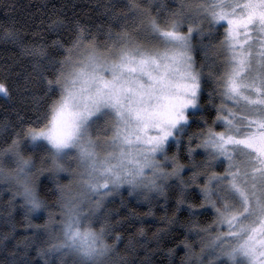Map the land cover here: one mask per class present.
Segmentation results:
<instances>
[{
  "label": "snow or ice",
  "instance_id": "6c2138e0",
  "mask_svg": "<svg viewBox=\"0 0 264 264\" xmlns=\"http://www.w3.org/2000/svg\"><path fill=\"white\" fill-rule=\"evenodd\" d=\"M127 8L120 30L109 29L104 43L76 20L69 41L54 40L52 52L43 46L31 50L46 60L35 70L50 103L42 112L38 107L35 119L0 149V181L19 186L14 196H23L31 212L44 206L36 193L39 175L55 176L57 199L51 207L57 211L36 226L47 235L40 254H55L60 264L114 260L116 245L108 237L117 242L122 237L101 212L113 192L128 185L132 192L143 190L145 199L148 192L166 195V182L177 176L178 205L185 203L183 166L168 156L167 146L183 141L200 107L204 73L193 56V36L203 39L218 26L221 61L208 75L220 103L215 120L201 116L205 127L193 134L206 159L191 161L198 169L192 180L206 177L201 191L214 219L206 227L192 223L190 231L206 235L200 236V253L189 244L186 256L189 264H264V0H178L167 16L151 2L130 0ZM66 26L59 18L51 25L54 31ZM3 35L17 39L12 27ZM0 93L10 95L6 81H0ZM25 136L33 152L43 153L39 167L21 149ZM192 144L188 136L189 154ZM221 157L224 172L210 171ZM169 159L171 171L164 166ZM60 173L68 174L66 183L59 181Z\"/></svg>",
  "mask_w": 264,
  "mask_h": 264
},
{
  "label": "trees",
  "instance_id": "16d2710c",
  "mask_svg": "<svg viewBox=\"0 0 264 264\" xmlns=\"http://www.w3.org/2000/svg\"><path fill=\"white\" fill-rule=\"evenodd\" d=\"M129 2L130 0H0V81H6L10 90V95H0V149L7 148L12 139L16 138V133L23 132L27 123L35 119L38 107L42 112L50 103V97L45 95V86L38 79L39 72L35 70L38 62L43 64L46 60L33 55L31 50L43 46L46 52H52L55 48L52 43L54 40L69 41L71 23L76 20L86 24L100 42L104 43L109 29L113 32L120 30L118 25H122L124 21L119 17L127 15ZM138 2H151L164 16L178 5V0ZM162 5H167V9ZM57 18L65 20L68 26L54 31L51 25ZM8 27L17 32V39L4 37V30ZM204 27L208 32L207 24ZM222 39L223 28L218 26L203 39L198 33L194 34L193 56L197 61V68H202L204 73L200 107L196 110L191 121L192 127L183 141L178 144L172 140L167 146L168 156H175L176 161L183 166L179 175L188 185L184 189L185 203L178 205L182 187L179 177H171L166 182V195L150 192L146 194L148 199H145L143 190L132 192L128 186L113 192L104 202L101 212L110 219L114 231L122 237L117 242L113 236H109L108 243L116 245L124 264H189L186 256L189 244L196 253H200V236L206 234H198V230L189 229L194 221L201 227L210 225L214 219V210L204 201L201 191L205 176L201 174L195 181L192 180V174L198 169L193 167L191 161L194 159L200 163L206 156L203 148H196L199 138L193 134L205 127L201 116L209 123L216 118V105L220 100L213 92L216 85L208 73L210 69L220 65L221 49L218 44ZM209 44L211 48L206 47ZM219 123L217 122L218 125ZM188 136L193 138L192 147L195 151L192 154L187 151ZM29 141V137H23L21 149L39 167V157L43 153L33 152ZM48 162L50 163V158ZM221 162H215L210 171L223 173L227 163L224 159ZM5 164L9 167L14 165L8 160H5ZM165 168L171 171L173 162ZM61 177L59 181L66 183L67 176ZM56 182L51 172L45 171L39 175L36 193L44 206L29 212L30 207L25 203L24 197L14 196L19 188L0 181V264H12L13 259L30 264H60L57 255L40 254V249L46 247L43 242L47 235L42 227H36L43 226L48 221L49 212L57 211L51 207L57 199ZM29 242L31 246L26 248L25 245ZM204 257L208 259L206 253ZM192 259L194 261L195 257Z\"/></svg>",
  "mask_w": 264,
  "mask_h": 264
},
{
  "label": "rangeland",
  "instance_id": "374dc122",
  "mask_svg": "<svg viewBox=\"0 0 264 264\" xmlns=\"http://www.w3.org/2000/svg\"><path fill=\"white\" fill-rule=\"evenodd\" d=\"M0 95L5 96L3 93H0ZM45 143H46V142H45ZM200 149H201V148H200ZM159 158H160V159H163V157H159ZM204 158L206 159V156H204ZM222 159H224V158L221 157V158H220L219 160H217L216 162H221ZM170 162H172L171 159H169L168 161H165V162H164V166L170 164ZM13 167H15V165H13ZM72 167H75V164H72ZM223 170H225V169H223ZM62 174L65 175V176L68 175L67 173H60V174H59L60 179H62V177H61V176H63ZM172 178H177V176H172ZM65 179H66V177H65ZM65 181L67 182V180H65ZM205 183H206V177H205V180L202 181V185L205 184ZM14 186L19 188V186H17V185H14ZM213 186H214V185H213ZM122 187H128V185H124V186H122ZM148 193H150V192H148ZM148 193H146V194H148ZM24 201H25V200H24ZM27 206L31 207L30 205H27ZM213 230H217L215 225H214ZM225 230H226V229H225ZM205 253H206L207 256H208L207 251H205ZM208 258H209V257H208ZM222 259H223V258H222Z\"/></svg>",
  "mask_w": 264,
  "mask_h": 264
},
{
  "label": "clouds",
  "instance_id": "9594fccd",
  "mask_svg": "<svg viewBox=\"0 0 264 264\" xmlns=\"http://www.w3.org/2000/svg\"><path fill=\"white\" fill-rule=\"evenodd\" d=\"M113 257L115 258L114 260L112 261H109L108 264H117V261L122 259V257H120L119 253L117 255V252H113L112 253Z\"/></svg>",
  "mask_w": 264,
  "mask_h": 264
}]
</instances>
